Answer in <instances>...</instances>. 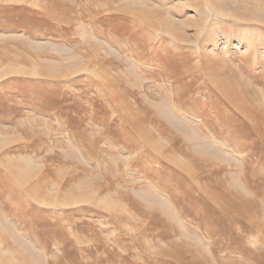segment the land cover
Wrapping results in <instances>:
<instances>
[{
  "label": "rangeland",
  "instance_id": "obj_1",
  "mask_svg": "<svg viewBox=\"0 0 264 264\" xmlns=\"http://www.w3.org/2000/svg\"><path fill=\"white\" fill-rule=\"evenodd\" d=\"M0 264H264V0H0Z\"/></svg>",
  "mask_w": 264,
  "mask_h": 264
},
{
  "label": "bare ground",
  "instance_id": "obj_2",
  "mask_svg": "<svg viewBox=\"0 0 264 264\" xmlns=\"http://www.w3.org/2000/svg\"><path fill=\"white\" fill-rule=\"evenodd\" d=\"M262 19H263V18H262ZM49 107L52 108V105L49 104ZM49 107H48V108H49Z\"/></svg>",
  "mask_w": 264,
  "mask_h": 264
}]
</instances>
